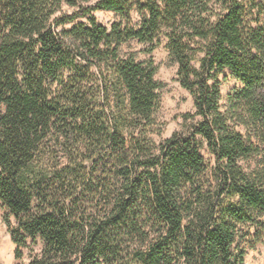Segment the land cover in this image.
<instances>
[{
    "label": "trees",
    "instance_id": "trees-1",
    "mask_svg": "<svg viewBox=\"0 0 264 264\" xmlns=\"http://www.w3.org/2000/svg\"><path fill=\"white\" fill-rule=\"evenodd\" d=\"M64 4L78 1L0 0V210L15 259L244 264L264 240V0H96L69 29ZM95 9L122 21L106 28ZM162 38L199 119L152 151L123 133L158 107L156 69L118 48ZM225 71L240 86L222 105Z\"/></svg>",
    "mask_w": 264,
    "mask_h": 264
},
{
    "label": "rangeland",
    "instance_id": "rangeland-1",
    "mask_svg": "<svg viewBox=\"0 0 264 264\" xmlns=\"http://www.w3.org/2000/svg\"><path fill=\"white\" fill-rule=\"evenodd\" d=\"M78 5L71 7L62 5L60 11L56 15L61 14H75L77 18L70 23H66L62 28L69 29L75 23H87V15H82L81 6H91L96 0H77ZM91 15L95 17L96 21L106 28H109L112 23L119 22L120 16L112 11L95 9L91 12ZM130 22L132 26H136L139 21V15L136 11H131L129 14ZM122 21V20H121ZM61 27H58V30ZM192 48H196L194 52V59L191 65L198 67L199 59L203 56L202 47L204 41L195 38L191 43ZM149 44L141 43L135 39L128 40L122 43L118 48V56L120 59H125L128 56H132L136 62H153L155 67L154 80L159 84V103L158 107L151 114L149 121H142L140 124L134 118L130 117L129 124L126 133H123L125 137H128L130 133L134 136L140 137L152 151H156L157 147L173 133H184L188 130L189 125L194 120H198L199 117L195 115L193 96L190 92L181 87L177 77V63L169 55L168 50L165 47V39L162 38L161 42L152 50L148 51ZM91 73H97L94 66L90 67ZM98 79L93 76L91 80ZM240 84L232 78L227 71H225V78L220 84L221 104L224 105L228 95L234 93ZM114 97L111 94L108 96V102L112 109L115 110ZM121 113L119 112V115ZM186 114H190V117H185ZM137 124L136 126H134ZM202 154L206 163L212 164V156L206 149L205 144H202ZM99 198L96 202V206H104L107 201L113 204V198L107 197ZM109 205V204H107ZM99 208V207H98ZM102 211V210H101ZM137 246V245H135ZM133 244L131 247H135ZM138 247V246H137ZM40 248V242L36 244L33 249L37 252ZM15 245L12 243L9 237V233L5 224L1 218L0 210V264H27L29 261V252L23 249L21 258L15 259L14 257ZM244 264H264V240L259 243L253 249L247 250L244 257Z\"/></svg>",
    "mask_w": 264,
    "mask_h": 264
}]
</instances>
